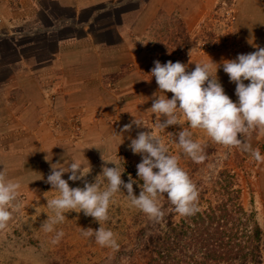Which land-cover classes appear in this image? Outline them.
<instances>
[{
  "label": "crops",
  "instance_id": "obj_1",
  "mask_svg": "<svg viewBox=\"0 0 264 264\" xmlns=\"http://www.w3.org/2000/svg\"><path fill=\"white\" fill-rule=\"evenodd\" d=\"M217 1L0 0V171L21 189L45 183L49 161L63 148L50 126L71 116L84 126L106 125L105 144L117 140L115 126L127 119L113 111L124 94L129 115L139 105L131 96L145 88L157 60L151 43L162 25L177 15L192 36ZM238 18L242 48L212 54L188 48L189 69L212 60L215 75L222 60L264 47V0H240ZM216 75L236 102V86L222 66ZM101 128L88 127L85 135L90 139ZM247 142L264 148V132L256 129Z\"/></svg>",
  "mask_w": 264,
  "mask_h": 264
},
{
  "label": "rangeland",
  "instance_id": "obj_2",
  "mask_svg": "<svg viewBox=\"0 0 264 264\" xmlns=\"http://www.w3.org/2000/svg\"><path fill=\"white\" fill-rule=\"evenodd\" d=\"M239 3L240 0L215 2L203 25L199 26L195 33L193 31L192 36L182 19L173 15L171 23L162 25L160 35L155 36L151 43L157 60L162 64L171 60L188 65L189 60L186 57L188 48L195 47L198 52L211 54L242 48L239 33L235 29V23L239 24L241 21V18H238L235 22ZM189 68L187 67L186 71H191ZM146 81L144 89L132 93L134 95L131 97L135 96L139 105L130 109V115L128 108L122 104V98L127 97L124 96L125 94L120 100V108L114 109L113 113L127 119L123 124L115 126L120 130L115 141L111 140L105 144L100 139L107 131L106 125L84 126L81 119H77L78 116H71L74 119L64 118L62 123L51 125L53 133H58L54 135L63 148L58 152L59 158L50 160V167L51 164L62 162L66 168L69 162L75 160L84 166L85 172L91 169L85 179L94 182L101 174V166L104 163L101 159L102 153L105 160L115 162L123 171L122 180L128 182L129 175L137 180V183L133 184V190L138 196L141 191L140 185L142 186L143 183L137 176V164L141 162V156L133 154L129 149L128 145L131 141L128 137L135 138L137 132L151 130L160 138L168 153L177 157L179 166L189 174L197 186L198 212H206L212 208L219 213L220 207L224 204L231 207L239 201L245 210L253 215V219L263 232L261 264H264V163L255 161L238 147H226L213 142L206 133L189 128L184 117L179 115V124L192 132V139L204 148L205 160L201 163L193 162L180 149L175 136L171 135L182 130L180 125L169 126L165 130L157 127L159 119L163 121L164 117L160 118L159 114L152 112L151 98L154 93L156 96L164 93L159 91L155 78L148 72ZM165 94L169 99L172 98L171 92ZM136 112L138 114H135ZM135 118L142 121L145 128L138 129L133 125L131 132H121L123 126L131 123ZM99 126H102L99 129L101 134L87 138L86 128L89 127L92 131L97 130ZM255 131L256 129L250 130L244 139L247 141V137L255 135ZM238 139L243 140V136L238 134ZM258 149L264 156V148ZM107 166L115 165L109 163ZM154 171L158 170L154 169ZM68 176L69 173H65L62 178L68 180ZM99 179L103 181L102 187L106 186L107 182L104 178L100 176ZM68 182L70 187H83V181ZM121 190L125 194L119 192L114 195L108 210L109 219L102 222L104 227L113 231L119 244L118 250H113L101 247L94 239L81 235L82 228L90 227L96 230L100 227L98 222L90 216H85L82 211L65 213L66 220L56 225V230H62L64 236L58 244H51L50 241L55 233H46L41 225L47 216L53 215L47 207V199L55 198L58 193L46 181L36 187L20 188L17 198L7 205L12 213L11 219L5 228L0 229V264H145L143 258L145 237L157 232L160 221L156 222L142 211L130 206L126 190L123 188ZM158 204L164 212L163 219L171 216L175 225L181 224L185 217L173 210L166 193L158 197Z\"/></svg>",
  "mask_w": 264,
  "mask_h": 264
},
{
  "label": "clouds",
  "instance_id": "obj_3",
  "mask_svg": "<svg viewBox=\"0 0 264 264\" xmlns=\"http://www.w3.org/2000/svg\"><path fill=\"white\" fill-rule=\"evenodd\" d=\"M255 51L238 54L235 59H224L218 67L229 76L230 82L235 84L236 102L225 93V90L216 75H212L211 63L195 62V68L186 71L188 65L171 60L161 63L153 62L150 71L158 89L164 95L153 94L151 110L159 117L157 127L165 130L169 126L180 125L179 115H182L191 129H201L215 143L226 147H238L257 162L264 163V156L257 148H253L244 137L250 130L259 129L264 132V47L255 45ZM191 55V51L189 56ZM150 81V80H148ZM244 81H249L246 85ZM171 92L169 99L165 94ZM133 125L136 128H145L142 121L136 118L121 129V132H131ZM182 130L171 135L183 153L193 162L201 163L205 160L203 146L192 139V132L180 125ZM238 134L243 140L238 139ZM129 149L133 154L141 156L137 164V176L142 181L141 191L138 196L134 194L133 184L137 183L131 175L128 182L121 179L123 171L113 161L103 158L101 174L94 182H88L85 177L87 172L84 166L72 160L66 168L57 167L60 163L51 164L50 174L46 183L58 195L47 199V207L53 215L47 216L41 228L46 233H55L50 243L58 244L64 236L62 230L57 231L56 225L66 220L65 213L69 211L83 212L85 216L92 217L99 223L96 230L83 229L81 235L94 239L101 247L118 250L115 234L102 222L109 219L108 210L112 198L116 193L126 190L130 206L142 211L150 219L159 222L164 217V212L158 204V197L167 194V199L173 210L182 217L193 216L199 211V192L189 174L179 166L176 156L170 155L158 136L151 130L139 131L135 138L131 136ZM47 160V159H46ZM49 161V160H48ZM50 162V161H49ZM111 163L114 167H108ZM154 169L158 171H154ZM69 173L68 180L62 178ZM102 176L107 182L102 187ZM83 181V187H70L68 181ZM21 184L7 179L6 172L0 171V229L6 227L12 213L7 205L15 200L19 194ZM124 193V192H123ZM125 194V193H124Z\"/></svg>",
  "mask_w": 264,
  "mask_h": 264
},
{
  "label": "trees",
  "instance_id": "obj_4",
  "mask_svg": "<svg viewBox=\"0 0 264 264\" xmlns=\"http://www.w3.org/2000/svg\"><path fill=\"white\" fill-rule=\"evenodd\" d=\"M160 220L157 232L145 237V264H261L263 232L238 201L185 217L175 225ZM254 222L251 223L250 221Z\"/></svg>",
  "mask_w": 264,
  "mask_h": 264
}]
</instances>
